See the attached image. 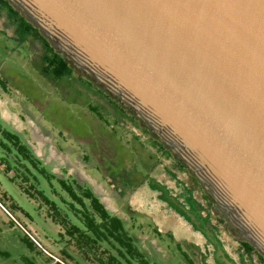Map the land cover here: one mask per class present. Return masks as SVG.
<instances>
[{
	"label": "water",
	"instance_id": "obj_1",
	"mask_svg": "<svg viewBox=\"0 0 264 264\" xmlns=\"http://www.w3.org/2000/svg\"><path fill=\"white\" fill-rule=\"evenodd\" d=\"M264 257V0H7Z\"/></svg>",
	"mask_w": 264,
	"mask_h": 264
},
{
	"label": "rangeland",
	"instance_id": "obj_2",
	"mask_svg": "<svg viewBox=\"0 0 264 264\" xmlns=\"http://www.w3.org/2000/svg\"><path fill=\"white\" fill-rule=\"evenodd\" d=\"M19 34L0 5V119L52 172L89 184L152 264H262L219 220L202 186L128 111L76 71L53 79L43 43ZM8 160L13 164L0 143V264H96L82 259L45 206L11 180Z\"/></svg>",
	"mask_w": 264,
	"mask_h": 264
},
{
	"label": "trees",
	"instance_id": "obj_3",
	"mask_svg": "<svg viewBox=\"0 0 264 264\" xmlns=\"http://www.w3.org/2000/svg\"><path fill=\"white\" fill-rule=\"evenodd\" d=\"M2 4L8 7L17 21L21 40H25V36H31L43 43L51 55L46 57L45 63L53 79L59 80L75 72L70 64L55 52L39 30L21 16L7 0H0V5ZM100 91L117 107H120V110L127 113V110L116 100L101 89ZM130 117L137 126H140L131 114ZM142 129L150 134L147 129ZM154 142L163 152L172 157L160 142L157 140ZM0 143L12 156L13 164L10 160L7 163L3 162L8 172H11L12 168L15 169L11 180L29 198L45 206L47 216L60 226L66 243L74 247L82 259L96 264H152L147 253L136 243L123 218L111 213L89 184L79 181L74 176L52 172L21 135L8 129L1 119ZM178 164L186 170L180 162ZM193 179L197 181L194 177ZM204 195L208 204L212 206L208 196ZM219 220L225 223V220L220 217ZM25 243L29 249L34 250V243L28 236L25 238ZM241 243L247 252L256 253L264 264V257L252 245L244 241ZM64 253H66L65 250Z\"/></svg>",
	"mask_w": 264,
	"mask_h": 264
},
{
	"label": "built area",
	"instance_id": "obj_4",
	"mask_svg": "<svg viewBox=\"0 0 264 264\" xmlns=\"http://www.w3.org/2000/svg\"><path fill=\"white\" fill-rule=\"evenodd\" d=\"M30 235V234H29ZM30 237L32 238V240L33 241H35L36 242V240L30 235ZM57 261H59V263H61V264H65V263H63L62 261H60V260H58V259H56Z\"/></svg>",
	"mask_w": 264,
	"mask_h": 264
},
{
	"label": "flooded vegetation",
	"instance_id": "obj_5",
	"mask_svg": "<svg viewBox=\"0 0 264 264\" xmlns=\"http://www.w3.org/2000/svg\"><path fill=\"white\" fill-rule=\"evenodd\" d=\"M156 146H157V145H156ZM157 148L161 150V148H160L159 146H158Z\"/></svg>",
	"mask_w": 264,
	"mask_h": 264
}]
</instances>
